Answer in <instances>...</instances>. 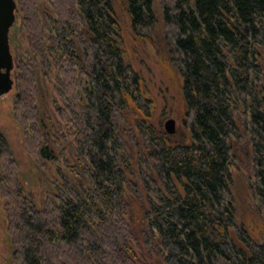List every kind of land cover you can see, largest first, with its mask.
Instances as JSON below:
<instances>
[{
  "label": "trees",
  "instance_id": "trees-1",
  "mask_svg": "<svg viewBox=\"0 0 264 264\" xmlns=\"http://www.w3.org/2000/svg\"><path fill=\"white\" fill-rule=\"evenodd\" d=\"M16 3L13 119L44 189L26 184L3 138L13 263L144 264L148 254L159 264H264L236 194L237 172L246 173L252 216L264 219V0ZM157 29L182 81L174 135L155 122L127 51L128 35L150 39ZM40 71L56 73L73 164L47 140Z\"/></svg>",
  "mask_w": 264,
  "mask_h": 264
},
{
  "label": "rangeland",
  "instance_id": "rangeland-1",
  "mask_svg": "<svg viewBox=\"0 0 264 264\" xmlns=\"http://www.w3.org/2000/svg\"><path fill=\"white\" fill-rule=\"evenodd\" d=\"M126 24L127 22H125ZM126 27L125 31L127 30ZM128 34H130V31H128ZM162 38L160 29H157L150 39H141L128 35L127 51L133 60L136 70L145 80L152 93L156 106L154 113L155 122L159 123L163 121L164 124L168 119L173 118L176 120L177 130H179L183 127V105L181 101L182 81L168 63L166 55H164L166 53ZM19 40L21 46L18 50L20 51V56H24L26 52V41L23 37H19ZM13 51L15 54V50ZM38 80L40 105L46 125L47 140L51 148H53L55 155L60 156L62 154L60 159L64 163V166H66L67 161L73 164L72 153L75 145V136L71 125L62 119L55 109L57 102L62 104L55 90V85L58 83L56 73L52 71L48 73L40 71ZM12 93L14 94V91ZM10 101L13 102L14 99L11 97ZM3 102L1 103L0 109V132L5 136L4 139L10 145L14 157L20 165L24 181L37 193L42 195V189L44 188L38 180V168L33 164L22 132L5 110ZM62 156H65V159H62ZM238 172V177L236 178L237 202L245 214L250 216L249 219H246L243 213L240 214L239 211V220L246 225L253 239L264 242V219H260L256 215L252 216L251 197L245 181L247 176L246 173ZM11 253L5 231V214L0 204V264H14ZM157 258V256L145 254L144 264H159Z\"/></svg>",
  "mask_w": 264,
  "mask_h": 264
},
{
  "label": "water",
  "instance_id": "water-1",
  "mask_svg": "<svg viewBox=\"0 0 264 264\" xmlns=\"http://www.w3.org/2000/svg\"><path fill=\"white\" fill-rule=\"evenodd\" d=\"M17 20L16 0H0V97L6 96L15 88V58L11 50L10 32ZM167 134L177 131L176 120L164 123Z\"/></svg>",
  "mask_w": 264,
  "mask_h": 264
},
{
  "label": "flooded vegetation",
  "instance_id": "flooded-vegetation-1",
  "mask_svg": "<svg viewBox=\"0 0 264 264\" xmlns=\"http://www.w3.org/2000/svg\"><path fill=\"white\" fill-rule=\"evenodd\" d=\"M12 35H13V31L11 30V32H10V43H11ZM11 50H12L13 55H14V51H13L12 46H11ZM12 92H10L9 94H7L6 96L0 97V109H1V103H2V101H4L3 102V104L5 106L4 108H5V110L9 113V115L13 119V102L10 101V98L11 97L14 99V94ZM5 102H7L6 105H5ZM13 121H14V119H13ZM3 138H5V136L0 132V147H1V142H2Z\"/></svg>",
  "mask_w": 264,
  "mask_h": 264
}]
</instances>
